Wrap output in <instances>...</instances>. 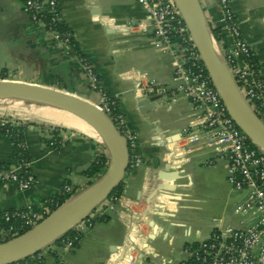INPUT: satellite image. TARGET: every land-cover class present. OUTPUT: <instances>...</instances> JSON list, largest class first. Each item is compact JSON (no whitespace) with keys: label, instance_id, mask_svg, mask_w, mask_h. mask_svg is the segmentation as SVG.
I'll return each instance as SVG.
<instances>
[{"label":"crops","instance_id":"0c3cea01","mask_svg":"<svg viewBox=\"0 0 264 264\" xmlns=\"http://www.w3.org/2000/svg\"><path fill=\"white\" fill-rule=\"evenodd\" d=\"M59 17L72 31L80 51L89 61L103 89L117 98L118 111L130 132L137 136L122 179L120 200L92 228L81 232L71 249L54 243L43 250L46 264H144L180 261L189 256L190 246L206 237L212 225L205 224L206 207L194 205L202 196L223 195L215 206L222 223L244 227L248 216L236 212L245 193L227 181L228 162L218 150L190 142L184 129L194 111L188 99L173 96V57L154 46L147 25V13L136 0H57ZM211 28L217 29L216 44L222 55L231 38L223 30L217 0H200ZM242 35L251 47L258 71L264 76V0H229ZM0 70L6 78L28 82L78 95L93 103L98 93L90 88L81 58L69 54L67 45L56 40L43 25L30 20L20 0H0ZM154 80L164 91L156 105L139 112L136 100L151 96L146 85ZM40 107L28 109L25 117L0 106V118L22 128L29 168L34 182L21 190L11 181L0 182V215L7 210L32 205L42 212L47 201L57 197L68 183L79 194L105 173L110 157L104 143L89 131L64 119L63 111ZM59 115H57L56 113ZM155 129H158L155 130ZM56 141L55 145L50 142ZM105 153L108 162L102 173L87 176L85 170ZM133 154L140 159L132 161ZM177 170L176 181L159 180L164 165ZM17 166L10 138L0 135V177ZM173 185L172 191L159 185ZM228 185L232 188H229ZM130 202V209L125 206ZM213 208V207H212ZM172 223L171 233L168 227ZM0 232V243L18 235Z\"/></svg>","mask_w":264,"mask_h":264},{"label":"built area","instance_id":"2783aa9c","mask_svg":"<svg viewBox=\"0 0 264 264\" xmlns=\"http://www.w3.org/2000/svg\"><path fill=\"white\" fill-rule=\"evenodd\" d=\"M20 1L24 12L33 22L41 23L48 33L69 48L71 33L62 34L53 28L52 24L60 21L57 0ZM136 2L147 13V25L143 22L137 25L149 29L154 46L169 52L173 57L172 80L175 87L171 90L172 95L185 97L193 106V119L184 129V135L190 142L203 143L218 150L226 158L228 183L234 190L245 193L235 210L238 214L251 219V223L247 226L234 227L214 217L210 232L190 246L189 256L186 259L163 261L160 264H264V152L251 143L229 115L212 84L175 0H136ZM217 2L221 8L223 30L231 38V43L226 46L223 53L225 63L241 94L264 123V76L258 71L256 57L242 35L229 0H217ZM47 17H49L48 22L45 21ZM81 60L88 75L90 88L99 95L96 104L126 137L130 152L135 146L136 136L126 128L118 111L117 98L103 89L100 78L89 61ZM3 73L0 70V79L6 78ZM146 87L148 93L153 95L164 91L152 79L148 81ZM8 124L18 126L5 118H0L2 127ZM5 136L11 141L9 134ZM11 144L13 146L12 141ZM50 144L55 145L56 141ZM17 146L26 148L25 140L18 142ZM15 159L17 166L7 169L1 175L0 182L11 181L19 189L26 190L35 179L29 168L30 161ZM132 161L139 163L140 159L133 154ZM72 194L73 187L64 183L58 196L65 195L69 198ZM56 199L55 197L48 200L42 212L34 210L30 204L21 209L4 211L0 215V232L12 233L11 224L16 222L18 229L15 232H18V235L23 233L60 206ZM119 200L120 195H110L89 216L71 229L75 234H68V231L54 243L62 249L73 248L79 241L81 232L92 228L96 218L112 211ZM124 204L130 209L129 201H125ZM43 250L7 264H46Z\"/></svg>","mask_w":264,"mask_h":264},{"label":"water","instance_id":"95a60500","mask_svg":"<svg viewBox=\"0 0 264 264\" xmlns=\"http://www.w3.org/2000/svg\"><path fill=\"white\" fill-rule=\"evenodd\" d=\"M175 2L212 84L229 115L251 143L264 152V123L249 106L235 83L216 44L200 0H175ZM222 64L229 77L226 76ZM3 98L26 100L39 107L47 104L76 114L101 135L110 157L105 173L96 183L79 194H72L36 225L0 243V264H7L47 248L89 216L122 182L129 166L130 152L126 137L116 128L111 118L96 103L83 97L54 87L2 78L0 79V100ZM160 98V94L138 98L136 107L139 112H145L153 108ZM2 103L0 101V104ZM155 130L158 131V129ZM169 169V164L164 165L158 171L157 178L172 182L181 178L177 170ZM158 189L172 191L174 186L163 184L159 185ZM173 226L170 223L168 233H171ZM141 256L140 254L139 260L134 264L146 262Z\"/></svg>","mask_w":264,"mask_h":264},{"label":"trees","instance_id":"16d2710c","mask_svg":"<svg viewBox=\"0 0 264 264\" xmlns=\"http://www.w3.org/2000/svg\"><path fill=\"white\" fill-rule=\"evenodd\" d=\"M45 21L48 22L49 17H47L45 19ZM52 24H53V28H55L57 31H59L62 34H64L65 32L71 33V37H70L69 43H68L69 54L76 55V56L80 57L81 59L86 60V57H84V54L79 49L78 43L76 42V40L72 36L71 29L61 20L55 21ZM46 26H48V23ZM212 33H213L215 38H218L216 28H212ZM6 134H9L11 136V141L13 142V146H12L13 157L19 158V159L24 160V161H30V158H29V155L27 152V148L17 146L18 142L25 140L24 135L22 133V128L20 126H13V125H9V124L4 126V127H2L0 125V135H6ZM107 162H108L107 155L105 153H100L95 158V160L91 163V165L85 170V174L87 176L92 177V176H95L96 174L102 173L106 167ZM121 190H122V184L119 183L118 186H116V188H114L112 190L111 195H113V194L119 195L121 193ZM56 198H57L56 200L58 202V205H61L63 202L66 201L68 196L63 195V196H57ZM68 234H75V231L71 230L68 232Z\"/></svg>","mask_w":264,"mask_h":264},{"label":"rangeland","instance_id":"374dc122","mask_svg":"<svg viewBox=\"0 0 264 264\" xmlns=\"http://www.w3.org/2000/svg\"><path fill=\"white\" fill-rule=\"evenodd\" d=\"M218 3V2H217ZM219 5V3H218ZM220 7V5H219ZM221 9V8H220ZM31 20V19H30ZM32 21V20H31ZM1 102H3L2 104H0V106L5 109L6 111H9L13 114H17L18 116L21 117H25L26 114L28 113V109H32L34 107H38L34 104L29 103L26 100H18V99H9V98H3V100H0ZM28 110V111H26ZM53 110V109H52ZM54 111V110H53ZM57 111V110H56ZM123 119V117H122ZM71 122V121H69ZM75 125H77L76 123H73ZM78 126V125H77ZM90 132V131H89ZM93 134V132H91ZM135 136L136 134L134 132H132ZM94 136H96L95 134H93ZM98 137V136H96ZM101 137V136H100ZM102 138V137H101ZM100 138V140H102ZM103 141V140H102ZM136 141H137V136H136ZM135 141V143H136ZM134 149V148H133ZM132 149V150H133ZM132 150L130 151L132 153ZM63 186V185H62ZM229 188H231L228 185ZM232 189V188H231ZM74 194V193H73ZM208 196H202L201 198H199V202H193L194 205H201L206 207V209L202 212L203 216L205 217V224L210 226L212 225V218L213 216L218 217L217 214H215L216 210H215V206H218V208H220L223 205V201H224V197L223 195H219L216 198H212L207 202H202V198L206 201L208 200L207 198ZM213 207V208H212Z\"/></svg>","mask_w":264,"mask_h":264},{"label":"bare ground","instance_id":"6f19581e","mask_svg":"<svg viewBox=\"0 0 264 264\" xmlns=\"http://www.w3.org/2000/svg\"><path fill=\"white\" fill-rule=\"evenodd\" d=\"M216 51H217V49H216ZM217 53H218V51H217ZM222 66H223V69L225 71L226 76L229 77L228 76V73H227V71H226V69H225V67H224L223 64H222ZM45 107H48L50 109H55L57 111H63L65 113V118L64 119L71 121V123H76L82 129H84L86 131H90V133L93 132V134H95L96 136H98L99 139L101 138L100 137L101 135L96 130H94L84 119H82L81 117L77 116L76 114L71 113V112H69L67 110H64V109L55 107V106L47 105V104H43L42 106H40V108H43V109H45L47 111H51V110H49V109H47ZM51 112H53V111H51ZM54 113H56V112H54ZM56 114L59 115L58 113H56Z\"/></svg>","mask_w":264,"mask_h":264}]
</instances>
